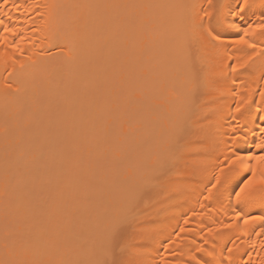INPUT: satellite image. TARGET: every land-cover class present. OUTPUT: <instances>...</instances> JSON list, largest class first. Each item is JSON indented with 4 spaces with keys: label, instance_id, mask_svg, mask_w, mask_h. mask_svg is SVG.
<instances>
[{
    "label": "bare ground",
    "instance_id": "bare-ground-1",
    "mask_svg": "<svg viewBox=\"0 0 264 264\" xmlns=\"http://www.w3.org/2000/svg\"><path fill=\"white\" fill-rule=\"evenodd\" d=\"M240 2L0 0V264H264V195L235 196L264 177V32L231 43L264 0Z\"/></svg>",
    "mask_w": 264,
    "mask_h": 264
},
{
    "label": "snow or ice",
    "instance_id": "snow-or-ice-1",
    "mask_svg": "<svg viewBox=\"0 0 264 264\" xmlns=\"http://www.w3.org/2000/svg\"><path fill=\"white\" fill-rule=\"evenodd\" d=\"M8 0H4V4H7ZM251 7L249 0H242V2L237 4V9L239 11V14L241 15V17H243V13L246 9H249ZM0 26L3 27V33H0V35L3 34H11L12 36H16L18 34L17 30L12 29L10 27H8L6 24H4V22L2 20H0ZM235 27V26H234ZM257 29L261 30L262 32H264V24H259L256 25L255 28H252L251 25H249L248 28H245L243 30V35H240L238 39H234L231 41V43L233 44H248L249 47L251 48H255L256 45L254 43L249 44L248 41L245 39V37H247L249 35V31H256ZM236 31L239 33L240 32V28H236ZM209 35H212L211 33H209ZM26 37L23 35L19 36V41H23L25 40ZM213 39H219L218 36H213ZM14 47H16L17 45H13ZM232 71L236 72L237 68L236 67H232ZM223 94V93H222ZM232 94H235V92L233 91ZM260 96L262 98H264V90L260 91ZM244 103H247V101H245ZM242 108L243 105L236 107L235 112L239 113L240 115L238 116H234L233 119L235 121V124L232 126V134H233V139L236 138V134L239 132L242 135L246 134V125H243L240 123L241 119L244 118V113L242 112ZM257 111H259V109H257ZM261 119H264V117H261ZM262 135H264V133H262ZM256 147L258 149H261L262 151H264V143L261 144H257ZM237 160H240L241 162L243 161L242 157H237ZM247 160L248 161H260V162H264V155H248L247 156ZM233 163V161H229V164ZM245 171H247L249 169V165H245L244 166ZM221 171H223V169H221ZM220 183V177H217V184ZM213 188L216 187V184H213L212 186ZM254 190H258L262 195H264V177H261L260 179L256 178L255 175V169H252V178L246 180L243 184V186H241L239 188V191L235 192V196L236 199L238 201L245 199L246 197H248ZM236 218L239 219L240 218V213L238 212L236 214ZM250 221H258L261 225H264V216H252V217H248L245 218L243 220L244 224H249ZM181 231H183V229H181ZM262 231H264V228H262ZM111 243L113 245H115L117 243V236L113 235ZM198 252L203 251V249H197ZM229 251H231V249H229ZM112 264H117L116 261H113Z\"/></svg>",
    "mask_w": 264,
    "mask_h": 264
}]
</instances>
